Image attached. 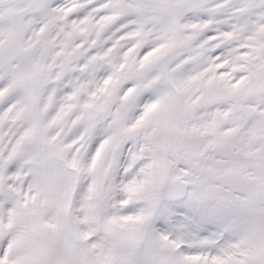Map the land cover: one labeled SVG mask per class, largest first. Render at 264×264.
<instances>
[{"label":"snow or ice","instance_id":"obj_1","mask_svg":"<svg viewBox=\"0 0 264 264\" xmlns=\"http://www.w3.org/2000/svg\"><path fill=\"white\" fill-rule=\"evenodd\" d=\"M0 264H264V0H0Z\"/></svg>","mask_w":264,"mask_h":264}]
</instances>
